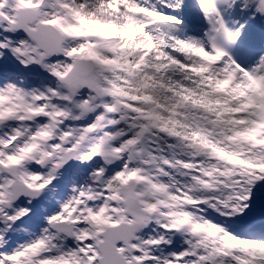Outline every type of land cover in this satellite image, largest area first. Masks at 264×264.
Instances as JSON below:
<instances>
[{"label": "snow or ice", "instance_id": "1", "mask_svg": "<svg viewBox=\"0 0 264 264\" xmlns=\"http://www.w3.org/2000/svg\"><path fill=\"white\" fill-rule=\"evenodd\" d=\"M0 264H264V0H0Z\"/></svg>", "mask_w": 264, "mask_h": 264}]
</instances>
